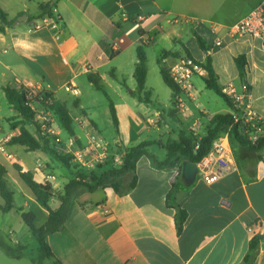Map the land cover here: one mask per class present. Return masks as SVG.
<instances>
[{
    "label": "crops",
    "instance_id": "0c3cea01",
    "mask_svg": "<svg viewBox=\"0 0 264 264\" xmlns=\"http://www.w3.org/2000/svg\"><path fill=\"white\" fill-rule=\"evenodd\" d=\"M48 1L0 0V7L9 18L16 19L12 28L0 33V88L5 96L4 88L31 83L52 93L55 99L65 105L66 99L59 93L64 91L74 96L76 99L72 103L75 107L81 105L82 115L71 114L77 129L83 134L77 133L82 142H85L87 126L82 123V119L85 118L97 133L98 126L89 119L84 105L79 101L84 96L79 80L87 77L90 85L95 87L91 78L99 82L100 78L110 74L127 91L129 85L134 86L135 90L131 92L133 103L124 97L119 102L109 97L119 120L117 143L124 149L132 147L133 143L138 145L140 141L134 133L133 119L142 126L145 118L135 108L146 102L139 99L138 84L134 77L138 63L137 48L140 44L144 45L143 48L148 49L161 68H170L177 61L172 56L164 57L165 53H182L184 46L197 60L205 62L207 54L199 48L194 32L211 46L217 37L224 36L225 46L212 49L211 52L219 83L224 88L229 84L235 86L239 78L241 87H237L238 94H249L244 106L248 105L264 122V44L250 37L230 39L225 36V29L235 23L210 26L196 24L192 31L193 39L187 43L183 39L182 28L168 32L162 29L161 22L171 23L166 19L170 11L163 9L158 0H58L55 9L57 19H52L56 28L44 25L45 19L28 22L29 17L37 15L38 5ZM260 1L252 0L249 8L240 15V21ZM12 4L17 8L10 15L7 8ZM24 15L27 16L25 20L21 18ZM35 24H43V27L37 28ZM212 25H219L221 29L215 32ZM158 50L163 53L158 54ZM132 52L133 58L126 67L132 80L128 84L120 80L119 73L123 70L121 57ZM146 55L148 63L147 52ZM240 55H244L247 60L246 81L250 90H247L239 76L235 59ZM9 74L11 76L8 78ZM72 81L76 84L75 92H66L64 87ZM147 82L148 67L143 94L148 92L151 96L152 90L146 88ZM151 102L150 97V102L146 104ZM173 108L167 114L151 120L148 126L153 124L160 130V126L165 124L169 128L167 118L173 116ZM190 109L196 117H199L197 109L203 110L206 116L216 114L202 108L197 102L191 103ZM226 113H232V110ZM185 118L193 120L191 117ZM203 121L202 126L205 123ZM9 127L10 132L6 134L0 119V159L4 158L6 162L32 172L39 183L44 184L45 178H48V184L56 191V196L62 194L73 177L69 169L57 166L41 151L27 152L36 154L29 159V164H33L29 168L27 161L8 152L12 146L10 142L6 148L14 158L9 160L2 154V141L7 136L20 135L19 127ZM200 133H205L202 127ZM150 149L149 152L159 161L166 159L162 160L158 152H151ZM237 151L246 155L250 153L241 149ZM113 155L116 159L122 157ZM245 158L247 163L241 165L235 156L238 172L207 186L197 179L193 185H186L182 175L181 181H177L178 164L174 168L158 167L151 159L143 157L137 164V183L131 191L118 194L114 189L106 188L90 193L82 189L74 200L64 228L50 235L46 242L61 264H242L252 237L264 235V153L261 160L256 155L254 160ZM3 166L7 176L8 168ZM32 197L30 201L36 203L33 193ZM55 200L57 205L53 209L60 206L59 199ZM18 210L15 205L12 212ZM178 210L186 214L180 233L176 227ZM252 264H264V240Z\"/></svg>",
    "mask_w": 264,
    "mask_h": 264
},
{
    "label": "trees",
    "instance_id": "16d2710c",
    "mask_svg": "<svg viewBox=\"0 0 264 264\" xmlns=\"http://www.w3.org/2000/svg\"><path fill=\"white\" fill-rule=\"evenodd\" d=\"M57 4L58 0H50L46 3L39 4L37 15L29 17L28 22L31 20L40 21L46 18L56 20L57 16L55 9ZM15 23L16 19L11 20L7 12L0 7V33H5L6 29L12 28ZM36 26L37 24H35V27ZM194 37L199 48L207 54L205 62L197 60L185 46L183 47L182 53L167 52L164 57L172 56L177 60L189 58L204 68L208 73L207 77L203 78L206 88L222 98L229 109L234 111V104L231 98L225 93V88L219 83L218 76L213 67L211 57L213 47L198 33L194 32ZM143 46L144 45L140 44L137 48L138 63L136 65L134 77L138 84L139 99L142 102L149 103L151 97L150 93L145 92L143 94L147 79V55ZM235 62L239 70L241 81L246 85L247 90H250L246 81V57L240 55L235 59ZM161 75L165 85L171 90V102L174 107L172 115L177 116L179 112L175 106L176 100L180 96V90L170 77L169 68L162 66ZM91 80L95 84V87L103 91L108 98L112 121L116 133L119 134V120L112 100L95 78H91ZM4 92L9 106L17 112V116L10 119L14 122L11 123V127L12 129L17 127L20 128V135L13 137L10 144L24 147L27 152L41 151L49 156L52 162L59 163L73 173V177L65 186L63 193L56 196V191L50 184L37 182L32 172L24 171L20 165H14L20 179L33 193L37 205L46 210L48 215L45 225L37 227L35 225L36 216L32 212L24 213L22 210H18V212L21 213L23 222L33 235L36 253L32 254V248L22 242L14 243L9 237L8 239H4L0 236V249L7 257L13 260H22L28 257L32 264H46L47 260H51L53 264H61L52 252L46 239L64 228L65 223L71 215L74 200L79 196L80 191L83 189L86 192L93 193L100 189L112 188L118 194L128 193L137 183V164L143 157L151 159L158 167L174 168L175 165L178 164L177 170L179 176H177L176 180L181 181L184 163L186 161H192L198 164L211 152L214 144L226 134L229 136L233 151H237V149L249 151L256 155L258 160L262 159V154L264 153V134L260 136L256 142H252L245 128H243L241 124L234 123L231 113L214 114L211 116L199 113L197 115L205 120V133L200 139L192 130L187 129L181 131L178 140L169 139L166 143H162L161 141H146L125 149L122 148L119 143H116L114 147L109 146L108 148V153L111 158L108 156L109 158L107 157L103 163L96 165L92 169H88L75 163L72 155L57 152L53 136L41 132L40 124L36 120V112L27 105L29 91L26 88L23 86L6 87L4 88ZM43 95L45 100L50 104L45 105L43 101L37 99V101L42 104L40 108H44L54 115L57 124L68 137H77L75 118L72 116L71 111L65 103L55 99L52 93L44 91ZM32 125L35 127L36 135L28 128V126ZM77 142L79 145L82 144L80 141ZM197 145L199 146L198 149H196ZM153 146H159L166 151L167 156L164 161H159L154 154L149 152V149ZM113 154L122 156L120 165L114 164L115 156ZM6 174V168L0 164V214H7L15 210L14 192L5 179ZM55 198L59 199L60 206L53 209L50 206V202ZM185 218V212L178 210L176 216L178 233L182 231ZM263 240L264 235L257 234L252 237L249 251L242 264H252L255 261Z\"/></svg>",
    "mask_w": 264,
    "mask_h": 264
},
{
    "label": "rangeland",
    "instance_id": "374dc122",
    "mask_svg": "<svg viewBox=\"0 0 264 264\" xmlns=\"http://www.w3.org/2000/svg\"><path fill=\"white\" fill-rule=\"evenodd\" d=\"M252 0H158V3L165 10H169L170 14L167 15L166 19L171 23L168 24L167 21L161 22L162 29L166 32L171 29L179 28L183 29V39L185 42L189 43L193 39V28L196 24L210 26L211 24H227V23H237L240 21V15H242L250 6ZM17 8L15 4H12L11 7L7 8L8 13L11 15L14 10ZM148 54L149 62L147 63L148 67V82L146 88L152 90L150 104L142 103L139 108H135L136 111H139L145 118V122L142 126H139L137 122L133 119L134 133L139 139L140 143L144 141H162L167 142V140H178L179 134L181 131H185L191 127L193 120L186 119L183 115H175L167 118L169 128L165 127V124L160 126V130L153 124L149 125L151 120H155L164 113H168L172 108L171 102V90L165 85L162 75L161 67L158 65L157 59L153 56H150L148 49L144 48ZM161 49V48H159ZM158 54H162L161 50H158ZM131 57L133 58V52L123 55L121 57V65L123 66L122 72H120L119 77L121 81H125L128 84L132 82L131 77L129 76V71L126 68L127 63H130ZM173 59H170L172 62ZM11 75H8V78ZM192 82L195 84L198 91V101L202 108L210 111L211 113L224 114L230 111L226 102L217 96L213 91L208 90L205 86V82L200 77H194ZM235 88L241 87L239 78L235 81ZM81 90L84 92V96L79 99L80 103L84 105L85 111L94 123L98 126V133L101 135L110 147H114L118 141V136L116 133L115 126L112 121L109 101L105 93L101 90H97L95 87L91 86L88 82L87 77H83L79 80ZM99 84L106 91V93L111 97L114 102H119L121 97H124L133 103V98L131 97V92L135 90L134 86L129 85V89L122 87V85L110 74H107L105 78L99 79ZM137 89V88H136ZM59 96L66 99V105L69 110L73 113L74 116H80L81 105L75 107L72 103L76 98L72 95H68L64 91L59 93ZM62 98V99H63ZM137 99L135 98V101ZM138 102V100H137ZM190 106V104H189ZM138 109V110H137ZM197 114L199 110L197 109ZM17 112L13 110L7 99L4 96L3 89L0 88V119L1 126L6 131V134L10 132L11 123H14L13 120L7 119L8 117L16 116ZM200 118L201 123L204 119ZM57 124V122H56ZM58 128L61 130L59 125ZM30 130L36 135L35 127L28 126ZM203 132H205V126H202ZM95 130V128H94ZM61 136L64 140H67L68 136L61 130ZM170 132V133H169ZM77 133L83 136L82 132L77 129ZM4 134H1L3 137ZM132 144L131 146H135ZM237 149V148H236ZM238 150V149H237ZM151 152H158V156L163 160L166 158V151L153 147L150 149ZM8 152L15 153L20 159H24L28 163V167H32V163L29 164V159L36 154H28L27 151L19 146L12 145ZM235 152V151H234ZM236 157L240 160L241 165L247 163V158L254 160V154L235 152ZM245 154V155H244ZM251 155V157H250ZM49 159V156H46ZM111 158V156H109ZM108 157V158H109ZM0 162L8 168V175L6 180L15 193V205L19 210H22L24 213L32 212L36 216L35 225L41 227L45 225L47 221V212L39 207L33 200L32 192L28 186L19 178L18 172L15 170L12 163H8L5 159L1 158ZM57 166H61L57 162H53ZM65 169V167L61 166ZM86 170V169H85ZM28 194V197H25V194ZM57 195V193H56ZM57 199V198H55ZM53 199L50 203L52 208H55L57 201ZM29 202V206L27 205ZM0 236L4 239H11L12 242H22L30 246L31 253L35 254V242L32 233L24 224L21 213L11 212L7 214L0 215ZM0 264H32L31 261L27 258L22 259L21 261L10 259L5 255V253L0 249ZM46 264H53L51 260H47Z\"/></svg>",
    "mask_w": 264,
    "mask_h": 264
},
{
    "label": "built area",
    "instance_id": "2783aa9c",
    "mask_svg": "<svg viewBox=\"0 0 264 264\" xmlns=\"http://www.w3.org/2000/svg\"><path fill=\"white\" fill-rule=\"evenodd\" d=\"M43 24L56 28V24L52 22L50 18H46ZM43 24L38 25L37 28L43 27ZM212 29L218 32L221 27L219 25H212ZM225 30V36L230 39L250 37L264 44V0H261L241 21L227 27ZM224 46V36L217 37L214 44H212L213 49H221ZM169 72L173 82L180 90V96L176 100L175 108L184 117L193 118L190 130L200 139L202 137L200 133V128L202 127L200 118L202 117H196L192 113L189 104L198 101V91L195 84L192 82L193 78H204L207 77L208 73L204 68L189 58L178 59L169 68ZM18 86H23L29 91L27 105L36 112V120L40 124L41 132L53 136L57 152L72 155L75 163L88 169L94 168L107 159L108 143L102 139L85 118L82 119V123L87 125L85 128V142H82L81 138L78 137H68L67 140H64L61 136L62 132L56 124L54 115L44 108H40L42 104H40L39 101H43L45 105L50 104L45 100L42 88L31 83L18 84ZM64 89L69 93L75 92V82L72 81L68 83ZM225 93L231 98L235 107V110L231 113L234 123L241 124L249 135V139L252 142H256L258 138L264 134V125L262 120L251 111L248 105L244 106V101L249 94H238L233 84H229L225 88ZM37 99L39 101H37ZM199 113L202 115L205 114L204 111L200 109ZM12 137L11 135L7 136L1 144V152L9 160H12L14 157L7 152L6 145L10 142ZM77 141L82 142V144L79 145ZM198 148L199 146L197 145L196 149ZM121 162V159H114L115 165L121 164ZM38 166L40 167L41 164L39 163ZM197 166V180L207 186L215 184L224 177L238 172L239 167L234 156L229 136L226 134L218 140L214 144L211 152L205 156ZM48 182L49 179L45 178V183Z\"/></svg>",
    "mask_w": 264,
    "mask_h": 264
},
{
    "label": "water",
    "instance_id": "95a60500",
    "mask_svg": "<svg viewBox=\"0 0 264 264\" xmlns=\"http://www.w3.org/2000/svg\"><path fill=\"white\" fill-rule=\"evenodd\" d=\"M23 20L27 18L26 15L21 17ZM198 166L195 162L186 161L183 167L182 179L186 185H193L197 179Z\"/></svg>",
    "mask_w": 264,
    "mask_h": 264
}]
</instances>
